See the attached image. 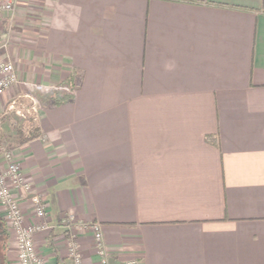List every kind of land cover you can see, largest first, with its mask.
<instances>
[{
    "label": "crops",
    "instance_id": "obj_1",
    "mask_svg": "<svg viewBox=\"0 0 264 264\" xmlns=\"http://www.w3.org/2000/svg\"><path fill=\"white\" fill-rule=\"evenodd\" d=\"M2 54L22 80L77 74L64 103L38 90L39 135L11 150L48 201V264H74L64 229L101 264L95 223L110 264H264V0H20ZM24 93L0 94L1 153Z\"/></svg>",
    "mask_w": 264,
    "mask_h": 264
},
{
    "label": "built area",
    "instance_id": "obj_2",
    "mask_svg": "<svg viewBox=\"0 0 264 264\" xmlns=\"http://www.w3.org/2000/svg\"><path fill=\"white\" fill-rule=\"evenodd\" d=\"M20 0H0V17L15 10ZM18 76L15 64L11 61L0 59V94L17 82ZM50 88L63 89L67 93L73 90L69 86H53ZM33 104L28 111H34L37 99L27 94ZM15 103V101H14ZM11 107H15L11 104ZM24 108L16 109L17 113L24 115ZM16 190V192H14ZM32 185L25 177L23 170L16 160L12 151L0 152V204L3 209V218L8 226L9 232L15 234L20 264H47L46 259L36 248L35 233L52 228L48 221L40 219L37 222L26 223L21 201L24 197L32 194V202L35 213L39 218L48 216V201L41 194L32 192ZM95 239L99 245L101 264H110L109 253L104 248L101 227L95 223L92 226ZM70 255L75 264H82L83 258L76 244H71ZM126 264H140L138 259H131Z\"/></svg>",
    "mask_w": 264,
    "mask_h": 264
},
{
    "label": "rangeland",
    "instance_id": "obj_3",
    "mask_svg": "<svg viewBox=\"0 0 264 264\" xmlns=\"http://www.w3.org/2000/svg\"><path fill=\"white\" fill-rule=\"evenodd\" d=\"M12 20H13V23H16L14 20H15V17L11 15L10 17ZM27 24H25L26 26ZM19 26H22L21 24H19ZM23 27V26H22ZM17 35L18 33L16 32V30H14V36L13 37V40H17ZM0 59H3V60H9L11 61L8 56L5 57L3 54H2V57ZM12 62V61H11ZM17 72V71H16ZM17 76H18V80L17 82H15L11 87H9L7 90H10V88H12L13 86L19 84L20 86L23 87V90H24V96L23 97H17L16 95V98H13L11 99L10 101H7L6 104H5V108L7 109L6 111L8 112L6 114V117L4 120L5 122H8L6 125L7 128H5L3 126V129H2V148L3 149H7V150H4L3 152L5 151H11L13 150L14 148L16 147H19L21 144L27 142L28 140H30V135H29V130H31L32 128V125H33V122H35V125H37V127H39L38 125V120L36 119V114H35V111H28V108H30L32 101L30 99V97H27L26 95L27 94H31L35 99H37V103H36V106H39L40 104V100L39 99V93H38V90H41V88L43 89L44 87H46V85L48 86V84L42 82V81H36V80H31V79H21L19 78V75L17 73ZM55 87V86H64V85H61V84H50L48 87L49 89H52V90H58V89H55V88H50V87ZM69 86V85H68ZM72 89V88H71ZM63 90V89H62ZM23 94V93H22ZM21 94V95H22ZM15 101V103H14ZM11 104H14L15 107H11ZM18 108H24L25 109V114L22 115V114H19L17 113L16 109ZM29 116H33V118L35 119V121L33 122H30L29 121ZM20 119H25L27 120V122L25 121H21ZM4 122V123H5ZM14 154V153H13ZM21 166V164H20ZM22 168V167H21ZM14 192H16V190H14ZM43 196V195H42ZM44 197V196H43ZM45 198V197H44ZM37 216V215H36ZM0 217L3 219V221L5 222V219L3 218V209H2V214L0 213ZM38 217V216H37ZM48 217V216H47ZM39 218L38 219H43V220H47L49 218ZM66 220L68 221H71V217L70 216H67ZM49 223V221H48ZM6 224V222H5ZM31 224H34L33 222H31ZM50 224V223H49ZM6 227L8 228L7 224H6ZM52 229H47V230H44V231H37L35 233V242H36V237L40 234V233H43V232H50ZM52 232V231H51ZM8 233H9V240H8V247H7V250H6V257L8 258V250L10 249V239L13 243L12 247H13V256L16 258V262L18 264H20L19 262V259H18V249H17V241H16V236L15 234H13V236L10 235V232H9V229H8ZM59 236H62L64 239L67 240V243H68V246H67V249H66V254L69 256V258L73 261V263L75 264L72 256L70 255V246L71 244H76L78 250L80 249L78 243H76L75 241V238L72 237V232L68 231V230H63L62 233H58ZM57 234V235H58ZM56 236V235H54ZM2 238H4V236H2ZM36 248L38 250V252L41 254V251L38 249V246L36 244ZM3 254H4V247H3V240H2V247H1V243H0V259H3ZM47 261V260H46ZM15 262V261H14ZM48 264V262H47Z\"/></svg>",
    "mask_w": 264,
    "mask_h": 264
},
{
    "label": "trees",
    "instance_id": "obj_4",
    "mask_svg": "<svg viewBox=\"0 0 264 264\" xmlns=\"http://www.w3.org/2000/svg\"><path fill=\"white\" fill-rule=\"evenodd\" d=\"M65 84L69 85L70 88L74 91L76 89L77 85V74L72 73L65 81ZM73 93H60V92H53L50 97V101L54 104H61L66 101H68ZM29 121L33 122L35 121L33 116H29ZM32 129L29 130L30 138H33L37 135H39V128L37 125H35V122H33V125L31 127ZM210 138V136H208ZM4 236V238H2ZM2 240H3V247H4V254L3 259H0V264H6V250L8 247V240H9V233L8 228L6 227L5 222L0 217V243L2 247Z\"/></svg>",
    "mask_w": 264,
    "mask_h": 264
}]
</instances>
